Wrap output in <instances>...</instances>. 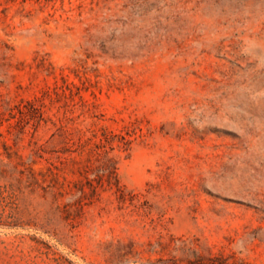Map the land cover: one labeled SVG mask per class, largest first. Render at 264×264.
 Segmentation results:
<instances>
[{"label":"rangeland","instance_id":"1","mask_svg":"<svg viewBox=\"0 0 264 264\" xmlns=\"http://www.w3.org/2000/svg\"><path fill=\"white\" fill-rule=\"evenodd\" d=\"M0 264H264V0H0Z\"/></svg>","mask_w":264,"mask_h":264}]
</instances>
